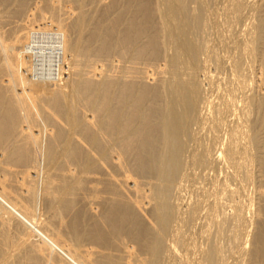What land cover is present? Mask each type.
<instances>
[{
	"label": "bare ground",
	"instance_id": "1",
	"mask_svg": "<svg viewBox=\"0 0 264 264\" xmlns=\"http://www.w3.org/2000/svg\"><path fill=\"white\" fill-rule=\"evenodd\" d=\"M29 3L39 10L23 18ZM217 5L0 0V264H220L224 248L208 231L197 247L177 201L193 168L218 165L203 204L237 248L233 264H264V0H226L227 25L249 21L226 57L208 39L221 32ZM43 12L58 35L45 91L23 70L41 53L29 40ZM210 61L226 80L203 74Z\"/></svg>",
	"mask_w": 264,
	"mask_h": 264
},
{
	"label": "rangeland",
	"instance_id": "2",
	"mask_svg": "<svg viewBox=\"0 0 264 264\" xmlns=\"http://www.w3.org/2000/svg\"><path fill=\"white\" fill-rule=\"evenodd\" d=\"M217 1V6H218V24H219V26H218V31L220 32L219 33V35H218V38L217 37H215V35H211V36H209L208 37V39L210 40V44L212 45L213 44V46L215 45V47H216V52H218V54L220 55V56H224V54H225V57L226 56H232L233 54H234V52L235 51H233V50H235V48H233V47H235V41H236V39H237V34L239 33V25H242L243 23H246V22H249L248 21V18L247 17H245V18H247V19H244V18H240V20H238V18H234V20L232 21H230V23L231 24H229L228 23V25H227V22H226V20H224L225 18H223V17H225L224 16V13H223V10H221L222 9V6L223 5H225V2H226V0L224 1V0H216ZM254 2H257L258 3V0H253ZM211 3H213V4H211V5H214L215 6V4H214V2L213 1H211ZM27 6V8L25 7V9L23 10V13L20 15L21 17L23 16V18L25 17V16H27V15H29L31 12L32 13H34V12H36V11H38L39 9H37V6L36 5H34V3H29L28 5H26ZM216 6V7H217ZM15 7V5L13 4L12 6H11V9H13V8ZM214 8V7H213ZM36 10V11H35ZM26 11V12H25ZM214 11V10H213ZM222 11V12H221ZM45 13V14H44ZM25 14V15H24ZM43 14L44 15H46V18L47 19H45V20H37V21H35L34 23H33V25H34V29H38L37 27H39V29L37 30V32L35 31V32H33L32 34H31V36H30V40H29V43H30V45H34V49L36 50V51H39L40 49V51H41V53H43V54H39V55H33V56H31V57H29V64L26 66V67H24L23 68V70L25 71V72H27L28 73V75H29V77H32V79H34V80H36V82L38 83V86H41L40 88L41 89H43V91H45L46 90V88L48 87L47 86V84L49 85H53V83L54 82H56V79L54 80V79H51V78H53L54 77V75L56 74L55 73V68H56V62H57V57H55V53H53V51H52V49H51V45H52V43H54V41L55 40H57L56 38H58V35H56L54 32V28H55V26H53V25H55V24H53V23H50L51 21H50V19H48L49 18V16H50V14H48V12H43ZM222 17V18H221ZM222 19H223V21H222ZM244 19V20H243ZM243 20V21H242ZM236 21V22H235ZM224 22V23H223ZM235 23V24H234ZM233 24V25H232ZM231 25V26H230ZM47 26V27H46ZM236 26V27H235ZM43 27V28H42ZM239 27V28H238ZM226 28V29H225ZM51 30V31H50ZM54 31V32H53ZM229 33V34H228ZM224 34V35H223ZM227 35V36H226ZM223 36V37H222ZM56 37V38H55ZM34 42H33V41ZM226 40V41H225ZM229 40V41H228ZM31 41V42H30ZM212 41V42H211ZM223 41V42H222ZM216 42V43H215ZM224 43V44H223ZM217 44V45H216ZM230 44V45H229ZM224 47H223V46ZM25 46H27L26 44H25ZM39 48V49H38ZM43 49V50H42ZM215 49V48H214ZM221 49V50H220ZM223 49V50H222ZM233 49V50H232ZM39 51V52H40ZM43 51V52H42ZM233 51V52H232ZM46 54H45V53ZM51 53V54H50ZM222 53V54H221ZM222 56V57H223ZM54 57H55V59H54ZM117 57V58H116ZM202 57H204V55L202 56ZM120 59V61H121V57H118V56H115L114 57V63L117 65V66H121V65H123V59H122V61L120 62V61H118ZM56 61V62H55ZM157 61V60H156ZM156 61H152L153 62V64L155 65V63H158V61L156 62ZM245 61H247V63L245 62ZM244 61V64H245V67H246V64H247V67H248V65L250 64V61L249 60H245ZM249 61V62H248ZM31 62V63H30ZM152 62H150V63H152ZM155 62V63H154ZM160 62V61H159ZM124 63H125V61H124ZM143 63V61L141 62V61H138V62H136L135 64H134V66L136 67V69H142V68H145L144 69V71L145 72H149L148 74L150 75H152V70H153V68L152 67H154V65L153 64H151L150 65V63H147V62H144V64H142ZM125 64H128L127 62L125 63ZM142 64V65H141ZM149 64V65H148ZM212 64V65H211ZM55 65V66H54ZM113 67V68H117L116 70L115 69H110V72L112 73V75H113V73L114 74H117L118 72H119V70H118V67ZM139 66V67H138ZM149 66V67H148ZM213 67H215V65H213V63L210 61L208 64H207V66H206V68H207V70H206V68H205V70L202 72L203 74H207V75H211V76H214V75H216V74H211V73H213V71H214V73H218V71H219V76L220 77H222V78H224V80H226V77L229 75L228 73H229V69L228 68H226V71H225V69H223V71H222V68H219V69H221V70H219L217 67L216 68H213ZM52 68V69H51ZM26 69H27V71H26ZM112 70V71H111ZM255 70V69H254ZM114 71V72H113ZM206 71H208L207 73H206ZM54 72V73H53ZM211 72V73H210ZM210 73V74H209ZM45 75V76H44ZM49 75V76H48ZM222 75H224V77L222 76ZM39 76V77H38ZM52 76V77H51ZM41 77V78H40ZM49 77V78H48ZM57 77V75H55V78ZM39 78V79H38ZM42 78H45V80L44 79H42ZM51 79V80H50ZM42 80V81H41ZM49 81V82H48ZM54 81V82H53ZM45 82V83H44ZM52 83V84H51ZM49 85V86H50ZM88 113V115L90 116L91 115V113L90 112H87ZM33 130H35V132H36V128L35 129H33ZM47 134V132L46 133H43V138H45V135ZM208 134V133H207ZM204 134L203 135V141L205 142V144L208 146V147H210V146H212V148H213V145H211V144H213L212 143V140H213V142L215 143L216 142V139L212 136V138L211 137H209V136H211L212 134ZM206 135H207V137H209V138H207L206 137ZM209 139V140H208ZM207 141V142H206ZM211 143V144H210ZM215 144H217V143H215ZM214 144V145H215ZM210 149H211V147H210ZM45 159V160H44ZM40 163L42 164L41 166L42 167H46V165H47V161H46V158L45 157H43L42 156V158H41V160H40ZM216 169H218V173L217 172H214ZM212 169L213 170H210V171H204L203 172V170H202V172H201V170L200 169H192L191 170V172H192V175L193 176H190V179L188 178V181L187 182H185V185H187V187L186 188H184V190L182 191V193H181V201L180 200H177L178 201V203L179 202H182V204L181 203H179V204H181L180 206H182V209H181V211H182V216L184 217V223H183V225H184V230H185V232L187 231L188 233H190V231L194 228V238H196V244H198L197 245V247H199V245H200V247H204V246H206V232L208 231L209 232V234H210V236H211V238H215V239H217L218 240V244L219 245H221V247L222 248H224L223 249V252H224V259H223V261H221V263L220 264H222V262H223V264H233V261L235 262V258L237 257L235 254H237L235 251L237 250V248L236 247H234V244H232L230 241H229V239H228V235L227 234H217V226L212 222V218H211V216H210V214H208L209 212H210V210L208 211L207 209H209L208 207H206L207 206V203H204L203 204V202H205V200H206V202H207V198L205 197V194H202V192H201V188L200 187H204L205 189L207 188H209L210 186L209 185H211V183H210V181H214L215 179H217L218 178V180L220 179V180H222L223 179V177H224V167H223V165L221 166V165H218V167H213ZM221 169V170H220ZM195 170H196V172H195ZM220 171V172H219ZM194 172V173H193ZM208 172V173H207ZM31 173H32V175H34L33 174V171H31ZM206 173V174H205ZM223 173V174H222ZM197 175V176H196ZM202 175V176H201ZM209 175V176H208ZM203 177V178H202ZM198 178V179H197ZM201 178V179H200ZM196 183V184H195ZM190 184V185H189ZM243 184V183H242ZM198 185V186H197ZM206 186V187H205ZM244 187L241 189L242 191H244V192H246V194H248L249 195V197H255L256 196V192H255V189H254V186H245V185H243ZM200 188V189H199ZM198 189V190H197ZM244 189V190H243ZM191 190L194 192L193 194V199H189L190 198V196H192V194H191ZM200 190V191H199ZM198 191V192H197ZM255 192V193H254ZM204 195L203 197L201 196V195ZM255 195V196H254ZM206 198V199H205ZM202 199V200H201ZM184 202H183V201ZM188 200H189V202H188ZM204 200V201H203ZM193 201V202H192ZM197 203V204H196ZM184 204V205H183ZM195 205V206H194ZM204 205H206V206H204ZM203 206V207H202ZM227 206V205H226ZM225 206V208L223 209L224 211H229V207H226ZM38 207L41 209L42 208V205L41 204H39L38 205ZM198 207V208H197ZM206 207V208H205ZM181 208V207H180ZM228 208V209H227ZM252 209H251V211L254 213V211H255V205L253 204L252 205V207H251ZM226 209V210H225ZM199 210V211H198ZM206 210L208 211V212H206ZM250 211V212H251ZM42 212V211H41ZM196 212V213H195ZM204 213V214H203ZM207 213V214H206ZM249 214H252V213H249ZM193 215H194V218H195V220H192V219H190V218H192L193 217ZM211 218V219H210ZM194 221V222H193ZM196 221L198 222V223H196ZM251 221V224L248 222V225H247V227H245V229H244V235H246L247 234V237H244L245 238V241H247V242H249L247 245L245 244V248H246V252L250 249V247H251V240H252V238H253V232H254V230H255V228H254V226H255V223H254V221L253 220H250ZM190 222H193V226H191V224H190ZM195 224V225H194ZM254 224V225H253ZM249 227V228H248ZM187 228V229H186ZM191 228V229H190ZM247 229H249V230H247ZM12 230V231H11ZM218 230L220 231V226H218ZM206 231V232H205ZM219 231H218V233H219ZM187 232H186V234H187ZM192 232V231H191ZM245 232H246V234H245ZM8 234L10 235V237H13L12 239H14V237H15V234H14V230H13V228H11L10 229V232H8ZM249 234V235H248ZM217 235H219V236H217ZM217 236V237H216ZM213 238V239H214ZM65 239L66 240H68L67 239V237H65ZM206 242V243H205ZM247 242H245V243H247ZM229 243V244H228ZM232 246V247H231ZM231 248V249H229V248ZM236 248V249H235ZM249 248V249H248ZM234 255H235V257H234ZM246 258H247V256H245V258H243L242 259V261H241V263L242 264H246V262H247V260H246ZM109 261H110V263H109ZM190 261V260H189ZM188 261V262H189ZM187 262V264H195V262H189L188 263ZM93 264H114V262L111 260V259H109L108 260V262H107V260L103 263V262H101V261H96L95 263H93Z\"/></svg>",
	"mask_w": 264,
	"mask_h": 264
}]
</instances>
